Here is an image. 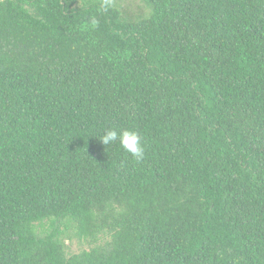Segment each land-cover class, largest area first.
<instances>
[{"label":"trees","instance_id":"1","mask_svg":"<svg viewBox=\"0 0 264 264\" xmlns=\"http://www.w3.org/2000/svg\"><path fill=\"white\" fill-rule=\"evenodd\" d=\"M0 264H264V0H0Z\"/></svg>","mask_w":264,"mask_h":264},{"label":"clouds","instance_id":"2","mask_svg":"<svg viewBox=\"0 0 264 264\" xmlns=\"http://www.w3.org/2000/svg\"><path fill=\"white\" fill-rule=\"evenodd\" d=\"M101 143L105 146L119 141L120 146L132 157L140 161L144 158L145 147L141 135L133 129H116L114 127L106 128L99 137Z\"/></svg>","mask_w":264,"mask_h":264},{"label":"rangeland","instance_id":"3","mask_svg":"<svg viewBox=\"0 0 264 264\" xmlns=\"http://www.w3.org/2000/svg\"><path fill=\"white\" fill-rule=\"evenodd\" d=\"M73 248L75 249V248H76V246H75V245H73Z\"/></svg>","mask_w":264,"mask_h":264}]
</instances>
